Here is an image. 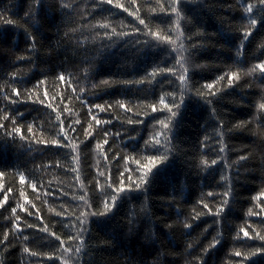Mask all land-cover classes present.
<instances>
[{"label": "trees", "instance_id": "16d2710c", "mask_svg": "<svg viewBox=\"0 0 264 264\" xmlns=\"http://www.w3.org/2000/svg\"><path fill=\"white\" fill-rule=\"evenodd\" d=\"M62 2L72 7L61 11ZM172 2L113 0L125 12L100 0H44L43 9L34 0H0V264H77L56 236L65 248L78 246L69 239L80 227L77 218L101 210L96 182L135 181L136 161L142 170L148 156L161 154L168 161L146 189L125 194L108 217L88 218L79 264H197V258L243 264L235 251L264 243L240 231L264 235V197L254 199L264 192V78L249 72L264 62V23L243 40L250 30L244 8L258 0H183L179 19ZM150 33L170 36L175 45ZM181 45L186 51L174 50ZM181 55L189 70L183 87ZM156 67H175L177 74L134 83L150 79ZM231 72L239 79L229 86ZM209 83L217 93L211 104L197 96H208ZM169 93L185 103L165 133L170 142L162 136L157 151L145 141L163 131L158 122L170 114L159 98L171 103ZM14 127L20 133L8 136ZM219 207V217L209 213ZM214 240L219 243L209 248Z\"/></svg>", "mask_w": 264, "mask_h": 264}, {"label": "snow or ice", "instance_id": "6c2138e0", "mask_svg": "<svg viewBox=\"0 0 264 264\" xmlns=\"http://www.w3.org/2000/svg\"><path fill=\"white\" fill-rule=\"evenodd\" d=\"M100 2L102 4H107V5H113V0H100ZM183 0H173L172 4L169 5L171 7V11L173 13L176 14L177 18H180V12L178 11L177 6L182 4ZM34 4L36 7L43 9L44 8V0H34ZM116 8H123V10L125 12L128 11V8L124 7V5L116 3L113 5ZM72 7L71 4H66V3H61L60 4V8L61 11H65L67 9H70ZM259 7L261 9V11L256 14L254 12V10ZM244 12L248 14V24L250 27L249 31L244 32L243 34V40L247 41L251 35H252V30H255L257 28V26L261 25L262 23H264V0H258V5L257 4H252V3H248L247 6L244 8ZM31 13H25V16H30ZM253 15H256V18H253ZM139 19V17H137ZM140 24L141 25H145V27L147 28V25L145 24V21L143 19H140ZM5 23L7 24H12L11 20H6ZM101 27L107 29L108 25H101ZM112 33L116 34L115 29H112ZM117 35H128L127 33H120ZM150 35H152L153 37L156 38V40L160 43H169L172 45H175V41L172 40V38L170 36H163L161 37L158 33H150ZM33 40V44H35V39L32 38ZM244 48V43L242 42L238 49H237V53L236 55L238 57L242 56V50ZM177 50L181 53H183L184 51H186V49L183 48V45L180 46L179 49H174ZM188 60L186 57H184L183 55H181L180 58L177 59L176 63L178 65H180V68L182 69V73L178 76V79L181 83V86L183 87L188 79V68L185 67V64H187ZM197 67H199V65H197ZM259 70V73L261 75L262 78H264V62H260L258 64H256L252 69H249V72H253ZM165 73L168 74H172V75H176V71H175V67H171V68H160V67H156L153 69L152 72L148 73L147 76L150 77V79L145 80V79H141L138 81H135L134 83L136 84H144V83H152V81H154L156 79V77L158 75H164ZM60 79L63 80V74H61ZM220 79H224V77H220ZM227 79H228V83L229 86H231L236 80L239 79V75L237 72H231L230 74L227 75ZM103 83L107 84L108 81L105 80ZM125 83H133V81H125ZM205 88H207L209 90L208 92V96L206 97L204 92L200 91L197 93V96L199 98L205 99L207 101V103L211 104L212 101L211 99H209V97L211 96H215L217 93L213 90L214 89V85L209 83L206 84L204 86ZM169 96L172 97V101L171 103L167 102L165 96H161L159 98V104L162 106V109H165L169 112V116L167 118V122L161 120L158 123L161 125L163 131L162 132H157L155 133L154 136L150 137V139L148 141H145V147H148L149 145H151V147H153L155 150L159 151V148L157 146H159L161 144V137L163 136L164 139L166 141L170 142V137H168L167 135H165V133L171 132L172 130V125L175 122V118L178 116V113L181 109V107L184 105L185 100H184V96L181 95L179 97V101L177 102V99L175 97L174 94L169 93L167 94ZM41 103H43L41 101ZM96 108H98L101 111H104L105 109L103 108V106L101 105H95ZM121 108H124L125 105L120 104ZM152 111L156 112L159 111L161 109H158L156 107V105H152ZM259 108L260 109H264V103H260L259 104ZM128 111H131V109H127ZM4 119H8V117H4ZM57 119H59V117H57ZM93 119H95V117H93ZM15 122V121H13ZM97 125H100L102 122L98 119L95 120ZM103 123H110V122H103ZM129 124H132L133 121L129 120L128 121ZM142 123V121L140 122ZM221 128H223V122H221L220 124ZM71 127V126H69ZM0 128H4L3 124H0ZM31 127H29L28 131L31 132ZM74 131V129H73ZM15 133H20V129L18 127H14L12 129V131H6V134L8 136H13ZM92 133L89 132L87 133V135H91ZM61 135L64 136V139H67V135L63 132V128L61 129ZM108 133H105V137H107ZM117 135H119V133H117ZM220 137L222 139L223 137V132L220 133ZM24 137L21 135V139H23ZM131 139H135V138H131ZM54 144H56L58 147H62L63 145L59 144V142L54 141ZM104 143L107 144L108 141L107 139L104 140ZM97 147H100V145L98 144ZM220 151L223 152L224 151V147L222 146L220 148ZM168 152V149H165V153ZM75 159V157H74ZM134 159V158H133ZM241 160H245L247 159V157H240ZM147 163L144 164L142 166V170H141V166L139 165V161H136V163L138 164V168H137V172H138V179L133 181L131 179V176H129L128 179V183L125 184L124 179L122 178L119 181L118 185H114L113 182L110 180V178H105L104 184H100L99 181L96 182V188L101 192V194L103 195V200H102V204H101V210L100 211H91V212H82L80 214V217L77 218V222L80 225L76 236L75 237H69L70 240L75 239L76 241H78V246L75 247V249H71V248H65L64 244L65 242L63 240H60V238L58 236H56L55 233H51L52 236H56V239L60 241V247L63 249L64 252L66 253H75V257H76V262L77 264H79V260L80 257L82 256L84 249L86 247V241L84 239V235L87 232V228H86V222L88 220V218L90 216H96V217H108L110 214L113 213L114 209L117 207V202L123 198V196L127 193H131L132 191H139L142 188L146 189L147 186L152 182L153 178L157 175L160 167L164 164H166V162L168 161V155L167 154H161V155H152V156H148L147 157ZM203 163L205 165L208 164V161L205 160L203 161ZM213 165L216 164L217 162L215 160H213L211 162ZM0 175H3V173H0ZM99 176L104 177L105 173L101 172L99 173ZM121 177H123V173H121ZM24 177L21 176V180L23 181ZM33 187H35V185H33ZM10 191V189H9ZM230 193L229 192H224L223 196L225 197L223 204L227 205L229 203L228 201V197H229ZM260 197H264V192L260 193V195L258 197H255L254 199L259 200ZM80 199L82 201H84V203L87 205V201L84 200V197H80ZM88 207H90V205H88ZM205 208H208L207 204H204ZM224 211L223 207H219L216 209L215 213H212V210L209 209V213H211L214 216L219 217L220 214ZM13 212H15V209H13ZM28 227H32V225H28ZM191 225L190 224H185V228L188 229L190 228ZM17 231H19V227L17 226ZM43 231L47 232V228L45 227L43 229ZM243 233V237L246 238L247 240H254V239H259L260 241L264 242V235H261L259 232L255 233L254 235H250L249 232L247 230L241 229L240 230ZM5 239H7V234H5ZM27 239V238H26ZM3 241H0V244H2ZM219 243V240H214L212 244L209 245V248L215 247L216 244ZM189 247H191V245H189ZM25 252H28L29 250L27 248L24 249ZM205 252L208 251V249H204ZM33 255H35L33 253ZM234 255L236 257H241L242 258V262L243 264H256V258L257 257H262L264 258V243H262L259 247H256L254 250H250L247 253H242L241 251H235ZM64 264H67V262L65 261ZM197 264H202V261L199 260V258H197Z\"/></svg>", "mask_w": 264, "mask_h": 264}]
</instances>
